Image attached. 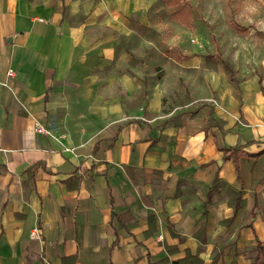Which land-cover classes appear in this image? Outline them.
<instances>
[{"label": "crops", "instance_id": "crops-1", "mask_svg": "<svg viewBox=\"0 0 264 264\" xmlns=\"http://www.w3.org/2000/svg\"><path fill=\"white\" fill-rule=\"evenodd\" d=\"M156 1L0 0V264H238L264 241V66L222 52L238 86Z\"/></svg>", "mask_w": 264, "mask_h": 264}, {"label": "rangeland", "instance_id": "rangeland-1", "mask_svg": "<svg viewBox=\"0 0 264 264\" xmlns=\"http://www.w3.org/2000/svg\"><path fill=\"white\" fill-rule=\"evenodd\" d=\"M189 1L195 21L193 28L180 21L178 25L175 23L176 19L172 15L175 5L158 0L152 6L153 10L160 12L157 19H167L164 23V38L185 40L203 51L209 48L215 52L220 50L227 58L232 59L238 70L250 73L254 67L259 75L264 66V0ZM161 34L156 33L155 29L150 34L154 36V42L159 41V46ZM161 43L164 41L161 40ZM161 46L163 47L162 44ZM254 248L246 250L249 262L238 264H253L256 252Z\"/></svg>", "mask_w": 264, "mask_h": 264}, {"label": "trees", "instance_id": "trees-1", "mask_svg": "<svg viewBox=\"0 0 264 264\" xmlns=\"http://www.w3.org/2000/svg\"><path fill=\"white\" fill-rule=\"evenodd\" d=\"M165 1L168 5H175V7L173 8V12H172V15L175 19L181 21L188 27L194 26L193 12H192V6H191L192 4L189 0H165ZM217 48H219L218 44H217ZM214 55H216L219 58V62L223 64L229 77L239 86V80L236 75L237 71L235 70L233 65L230 63V61L226 59L223 56L222 52L220 51H218L216 54H206V57H214ZM260 83H261L262 89H264L261 78H260ZM226 151H228V149H226ZM231 154L233 155L234 161L236 163L237 171L239 173L240 172L239 171L240 170L239 154L235 147L231 149ZM257 241L258 243L256 247L254 248L256 252H255V259L253 261V264H264V241L260 239H257ZM200 251H201V248H200ZM199 253L200 252H198V254H195V255L188 253L182 259L175 260L174 264H204V259L199 256ZM217 261H218V258L214 257L213 264H217Z\"/></svg>", "mask_w": 264, "mask_h": 264}, {"label": "built area", "instance_id": "built-area-1", "mask_svg": "<svg viewBox=\"0 0 264 264\" xmlns=\"http://www.w3.org/2000/svg\"><path fill=\"white\" fill-rule=\"evenodd\" d=\"M12 69L9 70V73L12 74ZM144 118V117H142ZM145 119V118H144ZM36 129L37 130H40V131H44L46 130L41 123H39L38 121H36ZM31 237L32 238H36V237H39V228L38 226H34V228L31 230Z\"/></svg>", "mask_w": 264, "mask_h": 264}]
</instances>
